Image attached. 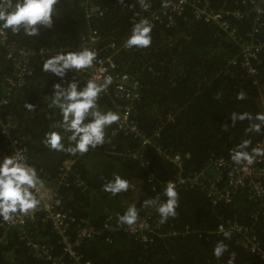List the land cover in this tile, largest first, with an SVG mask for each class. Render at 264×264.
<instances>
[{
  "label": "trees",
  "instance_id": "obj_1",
  "mask_svg": "<svg viewBox=\"0 0 264 264\" xmlns=\"http://www.w3.org/2000/svg\"><path fill=\"white\" fill-rule=\"evenodd\" d=\"M9 2L14 0H2L5 4ZM161 2L144 0L154 8ZM209 4L214 11L242 13L241 18H229L240 37H248L253 31L256 15L249 11L250 5L244 4V0H209ZM89 6L103 15L88 19ZM142 9L140 0H59L52 28L41 27L34 37L22 30L18 34L7 30L9 43L32 50L35 55L23 76V84L13 86L12 79L17 81L16 63L7 58V49L0 47V156L10 152L7 138L1 132V125L6 124L11 127V135L28 148L29 164L36 168L43 182L53 187L57 211L69 216V235L75 238L82 222L100 233L77 246L76 252L83 262L264 264L259 255L238 245L239 235L230 232L231 237L225 239L223 233L216 232L222 223L236 219L254 229L264 250V219L261 215L253 217L257 205L245 191L236 193L231 204L214 206L201 190L180 188L177 215L163 224L158 212L150 214L153 207H143L145 200L155 199L159 194L161 201L166 200L163 189L179 173L177 167L159 154L157 146L182 156L184 174L188 175L202 171L215 159H224L234 167L230 154L237 145L249 140L247 150L251 152L257 143L264 142V131H247L250 121L232 125L230 119L233 112L252 116L264 112V53L255 63L259 74L249 76L241 65L231 64L241 52V43L227 37L216 25L194 19L190 9L173 26L154 24L150 47L123 50L116 56L120 71L140 82L141 100L135 106L133 118L157 146L141 150L138 140L116 132L120 120L106 129L103 146L84 155L49 150L44 144L45 134L58 131L52 125L62 120L59 110L49 104L54 85L63 80L43 72L44 61L59 52L79 51L83 36L91 30L101 34V48L111 42L121 44L131 34L132 16ZM260 24L256 38L264 42V16ZM78 74L69 72L65 78ZM77 81L82 86L85 78ZM239 93H244L245 99H237ZM29 103L35 106L34 110L26 108ZM98 104L102 110L119 115V107L124 105L104 93ZM64 143L67 146L66 139ZM136 152L142 155V160L132 157ZM142 161L148 165L143 166ZM67 162L73 164L65 174ZM114 174L129 181L127 192L113 196L103 191V185ZM133 204L138 209V221L160 223L149 242H142L118 227V217ZM28 230L36 241L51 249L53 256L62 259L61 264H77L64 254L61 237L44 211L36 213ZM220 241L227 245V251L217 258L213 249ZM0 264L51 262L37 259L20 240L18 229H12L7 244L0 245Z\"/></svg>",
  "mask_w": 264,
  "mask_h": 264
},
{
  "label": "built area",
  "instance_id": "obj_2",
  "mask_svg": "<svg viewBox=\"0 0 264 264\" xmlns=\"http://www.w3.org/2000/svg\"><path fill=\"white\" fill-rule=\"evenodd\" d=\"M246 3L250 5L249 11L252 10L251 12H254L256 15V25L253 31L248 34V37H240L238 29L232 26L229 19L230 17L241 18V12H229L225 9L214 11L210 7L209 0H162L160 6L156 8L151 4H147L148 7L146 9L143 8L142 11H138L132 16L131 23L133 27L140 20L147 19L152 26L154 24H165L170 27L190 9L194 19L216 25L227 37H231L234 41L241 43V52L237 58L231 60V64L241 65L249 76H257L259 70L255 66V63L259 61L260 56L264 53V42L256 38L261 28L260 21L264 16V0H244V4ZM101 15L103 13L98 9L91 6L88 7V19ZM101 41V34L98 30H91L83 36L79 50L83 48L95 50L98 53L97 62L94 63L92 68L81 70L78 72V75L65 78L60 83L66 87L73 79L85 78L84 84H86L89 79L96 76L101 78L99 82H102L105 75L112 76V85L103 93L113 95L116 100L124 103V105L119 107L121 119L116 132L124 133L126 136H132L138 140L141 150L150 146H157L152 137L146 136L140 130L138 123L133 118L135 106L141 100L140 82L132 78L128 73L121 72L120 66L116 62V56L120 55L123 50H128L124 46L126 41H123L121 44L111 42L105 48H101ZM0 47L6 48L7 58L13 59L16 63L17 81L12 79L11 85L16 86V83L23 84V76L28 70L31 58L35 53L32 50L19 48L17 45L9 43L7 30H0ZM2 103L6 104L7 101H3ZM1 130L2 134L7 138L10 152L0 156V160L6 156L15 154V152H19L26 158L29 164L28 148L11 135V127L2 124ZM259 146H264V142L257 143L254 148ZM156 149L166 161L171 162L179 170L175 180L169 181L176 185V190L184 187L199 189L206 193L214 206L231 204L236 193L245 191L249 200L257 205V210L254 212L253 217L257 219L261 215L264 219V157H257L255 163L252 165L245 163L234 167L229 165L224 159H215L207 163L206 168L202 171L185 175L182 156L171 154L160 146H157ZM132 157L142 160V155L138 152L132 154ZM72 164V162L66 163L65 174L69 171ZM142 165L147 166L148 162L142 161ZM44 185L45 187L41 192V208L37 207L27 215L18 214L14 220L9 222L3 221L0 224V231L3 232L0 236V245L7 244L8 232L10 230L18 229L20 240L37 259L49 261L51 264H61L62 259L53 256L51 249L36 241L28 230L29 222L33 220L38 211L42 210L45 212L46 218L52 223L57 234L61 237L64 254L69 255L77 264H90L89 262H83V258L76 252V248L84 240L91 239L96 235L99 236L100 233L90 226L89 223L82 222L76 230L75 238H72L68 232L70 227L69 216L61 211H57L55 191L52 189L53 187L45 182ZM158 197L161 200L160 194ZM156 212V209L152 208L150 214ZM117 224L119 229H123L137 239L142 240V242H149L151 237L157 233V229L160 228V223L153 225L148 219H142L132 227L127 225L121 226L118 220ZM221 226H223L225 231L234 232L239 235L238 245L259 255L264 262V250L261 246V240L255 235L252 227L243 225L236 219L227 220L225 223L219 225L216 230L218 234H222L219 230Z\"/></svg>",
  "mask_w": 264,
  "mask_h": 264
},
{
  "label": "clouds",
  "instance_id": "obj_3",
  "mask_svg": "<svg viewBox=\"0 0 264 264\" xmlns=\"http://www.w3.org/2000/svg\"><path fill=\"white\" fill-rule=\"evenodd\" d=\"M123 2V0H122ZM141 6L147 8L144 0H140ZM59 0H14V2L2 3L0 0V30H10L13 34L23 31L27 36L39 35L40 28H52L56 6ZM153 26L147 19L135 23L131 34L125 42V48L146 49L152 44ZM98 53L89 48L79 51L59 52L47 58L42 70L60 79H64L69 72H80L90 69L97 62ZM96 76L89 79L83 87L76 79L71 80L65 87L61 83L54 85L50 97L49 107L58 109L62 120L52 125L53 129L45 134L44 144L49 150L67 152L72 156L84 155L90 150L97 149L106 143V129L116 124L120 119L118 112L104 111L98 104L101 93L105 92L113 83L110 75H105L102 82ZM237 99H245L244 93H239ZM29 111L35 106L27 104ZM232 125L237 121H250L248 132L260 133L264 131V112L252 116L249 113H235L230 116ZM67 140V146L64 141ZM251 141L245 140L231 152V160L236 165L255 163L257 157H264V146L247 149ZM44 182L38 175L35 167L30 166L26 158L19 152L6 156L0 160V218L9 222L19 215H27L36 209L41 203V192ZM103 191L113 196L127 192L130 183L120 174H114L113 179L103 185ZM162 195L147 199L143 202L144 208L153 207L159 214L161 224L166 223L170 217L177 215L179 195L176 185L168 182ZM139 218L135 204L129 206L123 215L118 217L121 226H134ZM225 239L231 237V233L225 231L223 226L219 229ZM227 251V245L220 241L213 249L215 257L220 258Z\"/></svg>",
  "mask_w": 264,
  "mask_h": 264
}]
</instances>
